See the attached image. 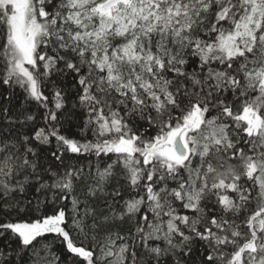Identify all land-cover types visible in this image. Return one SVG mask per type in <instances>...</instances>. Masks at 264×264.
Listing matches in <instances>:
<instances>
[{
  "label": "snow or ice",
  "instance_id": "1",
  "mask_svg": "<svg viewBox=\"0 0 264 264\" xmlns=\"http://www.w3.org/2000/svg\"><path fill=\"white\" fill-rule=\"evenodd\" d=\"M0 264H264V0H0Z\"/></svg>",
  "mask_w": 264,
  "mask_h": 264
}]
</instances>
